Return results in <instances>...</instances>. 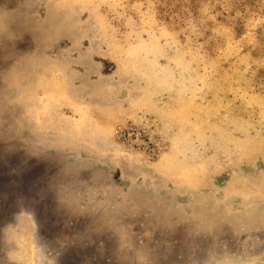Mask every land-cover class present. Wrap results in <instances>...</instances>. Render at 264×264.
<instances>
[{
    "label": "rangeland",
    "instance_id": "obj_1",
    "mask_svg": "<svg viewBox=\"0 0 264 264\" xmlns=\"http://www.w3.org/2000/svg\"><path fill=\"white\" fill-rule=\"evenodd\" d=\"M0 264H264V0H0Z\"/></svg>",
    "mask_w": 264,
    "mask_h": 264
},
{
    "label": "clouds",
    "instance_id": "obj_2",
    "mask_svg": "<svg viewBox=\"0 0 264 264\" xmlns=\"http://www.w3.org/2000/svg\"><path fill=\"white\" fill-rule=\"evenodd\" d=\"M17 219L19 220L20 223H25L31 226L32 224V219L29 215H20L19 213L17 214ZM23 247V245H21Z\"/></svg>",
    "mask_w": 264,
    "mask_h": 264
}]
</instances>
